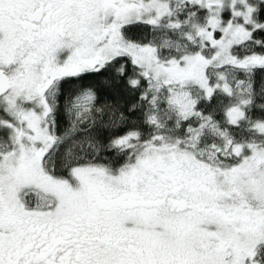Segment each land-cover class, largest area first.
Listing matches in <instances>:
<instances>
[{"label": "snow or ice", "instance_id": "6c2138e0", "mask_svg": "<svg viewBox=\"0 0 264 264\" xmlns=\"http://www.w3.org/2000/svg\"><path fill=\"white\" fill-rule=\"evenodd\" d=\"M0 264H264V0H0Z\"/></svg>", "mask_w": 264, "mask_h": 264}]
</instances>
